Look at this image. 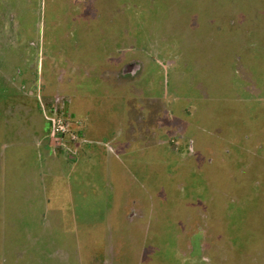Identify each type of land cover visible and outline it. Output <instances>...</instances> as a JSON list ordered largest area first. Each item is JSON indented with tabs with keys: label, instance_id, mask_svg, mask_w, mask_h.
<instances>
[{
	"label": "rangeland",
	"instance_id": "rangeland-1",
	"mask_svg": "<svg viewBox=\"0 0 264 264\" xmlns=\"http://www.w3.org/2000/svg\"><path fill=\"white\" fill-rule=\"evenodd\" d=\"M79 13L107 32L80 42L66 19ZM82 42L97 49H61ZM106 59L136 130L178 159L162 164L160 195L134 197L129 241L116 228L99 263L264 264V0H0V147L42 106H65L51 96L64 69Z\"/></svg>",
	"mask_w": 264,
	"mask_h": 264
},
{
	"label": "crops",
	"instance_id": "crops-1",
	"mask_svg": "<svg viewBox=\"0 0 264 264\" xmlns=\"http://www.w3.org/2000/svg\"><path fill=\"white\" fill-rule=\"evenodd\" d=\"M66 19L77 22L74 32L80 42L83 36L107 32L96 24L91 27L97 16L79 13L76 18ZM79 43L72 49H61H97V45ZM103 45L101 50H113ZM107 60L102 64H74L72 71L64 69L57 92H52L51 96L64 100L65 106L60 110L77 133L76 139L65 135L49 142L42 115L24 122L22 119L23 127L10 128V134L4 136L9 142L0 147L2 264L3 260L6 264H83L84 253L87 264L99 263L104 250L100 246L114 241L116 228L118 232L125 231V242L129 241V220L137 210L134 197L144 200L146 196L160 195L162 164L176 166L175 144L152 138L148 129L136 130L134 110L125 96L115 92L116 83L122 79L112 82L107 78V68L103 70ZM126 65L124 71L131 73ZM18 112L27 116L29 111ZM178 114L182 119L186 117V121L179 119L189 131L193 123L188 117L192 113L187 107ZM162 116L157 115V129ZM157 133L160 131L153 134ZM94 251L96 259L91 257Z\"/></svg>",
	"mask_w": 264,
	"mask_h": 264
},
{
	"label": "built area",
	"instance_id": "built-area-1",
	"mask_svg": "<svg viewBox=\"0 0 264 264\" xmlns=\"http://www.w3.org/2000/svg\"><path fill=\"white\" fill-rule=\"evenodd\" d=\"M41 114L46 123V134L47 139H52L56 141L57 138L63 137L65 135L70 136L71 139H76L77 133H74L70 126L69 120L63 115L60 108L55 106L52 108H45L42 106Z\"/></svg>",
	"mask_w": 264,
	"mask_h": 264
}]
</instances>
